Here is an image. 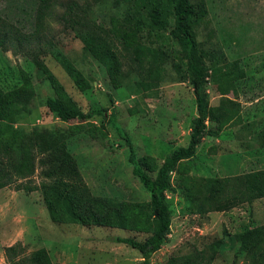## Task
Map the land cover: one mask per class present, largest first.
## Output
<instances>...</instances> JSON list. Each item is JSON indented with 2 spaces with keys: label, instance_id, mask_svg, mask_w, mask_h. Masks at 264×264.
<instances>
[{
  "label": "rangeland",
  "instance_id": "rangeland-1",
  "mask_svg": "<svg viewBox=\"0 0 264 264\" xmlns=\"http://www.w3.org/2000/svg\"><path fill=\"white\" fill-rule=\"evenodd\" d=\"M67 1L47 0L35 23L32 0H0V23H10L14 33L0 47V131L10 156L26 145L36 165L29 178L0 189V264H6L4 248L15 243L25 254L45 249L53 264H141L138 252L115 241L141 242L149 235L148 216L137 206L150 197L132 173L129 153L154 178L172 151L188 144L197 118L193 67L205 71L200 94L206 130L194 157L171 173L170 231L149 264H178L196 252L209 264H245L248 251L240 239L264 225V198L221 211L207 198L214 181L264 171V0H190L191 51L170 35L173 0H150L146 8L160 13L164 28H152L145 9L132 11L124 0H75L87 11L71 21L59 5ZM201 2L207 12L198 17ZM78 33H96L113 58L94 57ZM36 37L41 48L34 47ZM62 62L73 67L67 71ZM47 100L60 103L61 116ZM94 110L105 117H87ZM67 155L90 196L128 210L126 228L51 217L40 192L47 179L37 161ZM19 184L32 190H16ZM234 194L221 199L220 208L234 203Z\"/></svg>",
  "mask_w": 264,
  "mask_h": 264
},
{
  "label": "trees",
  "instance_id": "trees-1",
  "mask_svg": "<svg viewBox=\"0 0 264 264\" xmlns=\"http://www.w3.org/2000/svg\"><path fill=\"white\" fill-rule=\"evenodd\" d=\"M127 8L132 11H139L145 9V18L152 28H164L165 22L163 21L160 13L154 10H147L146 8L151 5L150 0H124ZM47 0H32L33 19L35 23L41 21L42 16L47 10ZM64 9L63 16L70 17L73 21L78 19V13L85 14L87 7L80 5L75 0H68L67 2L59 3ZM194 5L190 0H173L172 17L173 28L170 35L175 39L183 49L192 50L194 46L193 38L189 32L190 19L194 11ZM202 13L198 17L206 15V7L204 4L199 6ZM142 18V17H141ZM1 19V18H0ZM84 18L80 17V21ZM69 20V21H70ZM66 21V20H63ZM67 22L70 27L72 23ZM139 21V20H138ZM141 22V21H140ZM139 22V23H140ZM74 23V22H73ZM34 24V29H35ZM13 30L10 23H0V47L6 41L7 36H12ZM80 40L84 43L87 50L91 51L94 57L101 60L112 59L110 50L106 46H100L96 39V33H78ZM48 37V36H47ZM16 40V38H15ZM46 40V44H50L47 38L43 37L42 41ZM17 41L20 40L17 38ZM27 41V38H26ZM35 46L41 48V38L34 41ZM44 45V44H43ZM38 48V49H39ZM40 50V49H39ZM12 51V50H11ZM16 53V52H14ZM54 53L53 51L49 52ZM55 55V54H54ZM56 56V55H55ZM57 57V56H56ZM63 63V62H62ZM65 70L69 71L70 65L63 63ZM195 74V79L192 81L193 90L196 97L197 104V118L195 119L190 140L186 146L175 148L172 153L164 160L162 165L156 172L154 178H151L144 172L135 160V153L130 151L128 160L132 164L133 175L139 180L143 188L149 194V201L146 204H140L137 207V213L147 214L149 219V227L146 232L149 233L147 238L143 241H137L133 238L116 237L117 243H122L129 248L139 253L142 262L141 264H149V261L154 253L160 250L164 241L170 231L171 226V212L167 202L166 192L171 187L170 177L171 173L176 170L178 164L184 160L192 159L195 155V148L200 142L202 135L206 130V119L208 118V110L201 99V86L203 84L202 75L205 73L203 68H192ZM51 112L61 116L62 108L60 103L54 100H47L46 102ZM94 115L103 116L104 111L94 110L90 112L87 117ZM115 132L121 136L128 146H130L129 139L121 127L114 122L113 119L109 121ZM2 140V128L0 131V189L9 187L17 180H24L29 178L35 172L34 158L30 154L31 147L22 146L20 154L13 151L10 156V144ZM8 158L7 160L4 158ZM37 164L40 165V174L46 178V184L41 185V194L45 197L44 201L51 213V217L55 219L56 213L69 217L71 222L79 223L82 226H108L124 229L129 224V212L125 208L113 205L105 199H95L90 196L86 186L82 182L78 174L75 164L70 161L67 155L64 160H56L54 157L39 159ZM214 183V185H213ZM210 184V196L208 200L214 206V210H229L241 204H249L254 200L264 198V171L259 173H245L235 176L234 179L217 180ZM236 184L235 188L230 184ZM25 185V184H24ZM16 185V190L25 189L32 190L29 186ZM236 190L234 203L226 206L224 209L220 208L221 199L225 200V196ZM50 196V197H49ZM52 196V197H51ZM53 199L55 203V210L51 209V202ZM48 199V200H47ZM56 211V212H55ZM138 214V215H139ZM244 251H248V259L245 264H264V225L248 230L243 233L240 239ZM3 255L6 264H53L52 260L45 249H39L29 254H25V249L20 243H15L12 246L5 247ZM178 264H209L206 262V257L203 252L189 253L188 255L180 258ZM176 260H169L167 264H176Z\"/></svg>",
  "mask_w": 264,
  "mask_h": 264
}]
</instances>
